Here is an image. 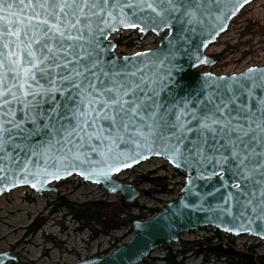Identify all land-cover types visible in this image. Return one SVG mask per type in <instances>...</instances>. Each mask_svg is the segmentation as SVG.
I'll use <instances>...</instances> for the list:
<instances>
[{"label":"snow or ice","instance_id":"1","mask_svg":"<svg viewBox=\"0 0 264 264\" xmlns=\"http://www.w3.org/2000/svg\"><path fill=\"white\" fill-rule=\"evenodd\" d=\"M184 8L181 0H0V153L68 145L72 159L100 153L116 172L146 158L141 150L166 154L202 179L219 176L264 213V100L253 111L243 84L180 95L170 72L157 87L135 65L102 59L97 33L117 24L157 31Z\"/></svg>","mask_w":264,"mask_h":264},{"label":"water","instance_id":"2","mask_svg":"<svg viewBox=\"0 0 264 264\" xmlns=\"http://www.w3.org/2000/svg\"><path fill=\"white\" fill-rule=\"evenodd\" d=\"M254 1L181 0L185 8L169 19L170 26L160 25L157 31L148 28L141 32L139 28H125L117 24V31L106 29L103 35L97 33L102 59L115 62L117 68L127 66L132 69L135 65L142 69L146 80L156 81L157 87L170 72L172 79L179 80L183 85L180 95L195 94L201 90L209 92L218 85L223 87L232 84L235 88L243 84L252 91V97L249 98L245 91L242 99L255 111L264 100V87H254V84L264 85V65L250 66L235 74L218 75L212 73L211 69L219 62V58L207 54V50L227 32L232 20ZM119 31H136L138 43H142L147 35H152L157 39V45L150 50L120 56L115 52L118 43L109 39ZM201 69L207 71L200 72ZM161 96L167 98L166 93H161ZM41 140L46 143V138H39L34 143L38 144ZM68 147L53 143L51 147L46 145L37 148L35 155L12 148L0 153V197L21 188L32 191L37 197L45 193L57 196L58 190L54 185L58 182L67 184L74 176L83 184L100 188L109 197L118 196L126 208H136L138 199L147 197L148 193L136 183L119 181L117 177L122 172L152 159H159L172 168V178L184 176L176 201L168 202L150 219L129 220L132 235L125 244L106 256H93L74 264H141L161 247L177 244L182 235L201 229H212L233 237L246 235L264 243V213L259 209L253 211L256 201L247 204L246 198L237 193L234 187H225L219 176L211 180L202 179L201 170L195 165L189 166L183 159L174 163L166 154L149 153L146 150H141L146 158L137 157L138 162L134 164L128 161L130 167H122L116 172L108 168L111 160L107 156L88 153L86 157L82 155L79 160H75L68 153ZM124 151L134 155L133 150ZM225 180L232 185L229 176L225 175ZM229 192L234 194L231 199L228 198ZM8 263L26 264L12 255V250L0 252V264Z\"/></svg>","mask_w":264,"mask_h":264},{"label":"rangeland","instance_id":"3","mask_svg":"<svg viewBox=\"0 0 264 264\" xmlns=\"http://www.w3.org/2000/svg\"><path fill=\"white\" fill-rule=\"evenodd\" d=\"M155 43L156 40L153 42L146 39L140 49L153 48ZM137 45L132 36L126 46L123 47L122 44L118 50L127 53L130 52L129 48L133 51ZM207 53L219 58V62L212 69L215 74L239 72L249 66L264 65V0H255L245 7L232 20L227 32L218 38V43L210 47ZM151 172L155 177L165 179L166 193L155 194L149 185L140 186L148 193L147 197L138 199L136 204V208H142L141 213L144 215L168 201L175 200V192L182 182L180 177L172 178L171 168L159 159L139 165L121 175L120 179L134 182L137 177ZM61 185H56L57 196L45 193L42 197H37L32 191L21 188L0 197V252L13 249L12 254L26 264H74L93 256H105L103 253L111 251L113 245L126 243L132 235L129 227L112 232L106 237H95L89 231L79 229L80 226L73 222L66 209L58 206L59 198L69 203L82 204L90 200L116 202L118 196L109 197L100 188L82 184L77 178H71L67 184ZM136 208L128 209L136 214ZM36 219L42 222L40 229L35 233L28 232V228ZM207 234V231H203L183 235L179 243L163 246L142 264H164L162 259L167 250L173 253L192 249L193 245L199 244ZM241 241H235V246L242 245ZM247 242L254 244L256 241L248 239ZM184 243H188L187 248ZM258 251L264 254V244H261ZM182 260L175 259L174 262ZM181 264L202 263L201 258H195L182 261ZM209 264L216 263L210 260ZM220 264H223V261Z\"/></svg>","mask_w":264,"mask_h":264},{"label":"trees","instance_id":"4","mask_svg":"<svg viewBox=\"0 0 264 264\" xmlns=\"http://www.w3.org/2000/svg\"><path fill=\"white\" fill-rule=\"evenodd\" d=\"M164 180L160 177H155L154 173H148L137 177L134 182L138 186L149 185L155 194H165ZM58 206L66 209L73 222L80 226L79 229L87 230L93 236H109L112 232L128 228V222L132 218L146 219L147 215H152L157 212V209L150 210L149 214H142V208H137L138 214L133 215L132 210L121 204L120 198L117 197L116 202L90 200L82 204H74L65 201L63 198L58 199ZM42 225V222L37 220L28 228V232H37ZM118 244V243H117ZM113 245L111 249L117 247ZM185 246L188 243H184ZM110 249V250H111ZM188 249V248H187ZM110 251H105L106 255ZM167 257L162 259L164 264H175L170 259L171 251L167 250Z\"/></svg>","mask_w":264,"mask_h":264},{"label":"flooded vegetation","instance_id":"5","mask_svg":"<svg viewBox=\"0 0 264 264\" xmlns=\"http://www.w3.org/2000/svg\"><path fill=\"white\" fill-rule=\"evenodd\" d=\"M134 35L135 31L120 33L119 40L121 44H123V47L126 46L127 42ZM129 50H131V48H129ZM57 185L62 186L59 183ZM203 231H207L208 234L207 237L201 239L199 244L193 245L194 248L192 249L189 248L185 251L180 250L173 253L171 252L170 259L173 261H175V259L189 261L190 259L201 258L202 264H209L210 260L216 264H220L221 261H223V264H247V262L250 264H264V254L258 251V248H260L263 243L255 242L254 244H250L247 242L248 238L245 236L233 237L210 229H204L198 232ZM240 240H242L241 242H243V244L236 247L235 241L240 242ZM185 247L187 248L188 245ZM10 250L13 251V249ZM166 257L167 255H164V258ZM182 261L174 263L181 264Z\"/></svg>","mask_w":264,"mask_h":264},{"label":"built area","instance_id":"6","mask_svg":"<svg viewBox=\"0 0 264 264\" xmlns=\"http://www.w3.org/2000/svg\"><path fill=\"white\" fill-rule=\"evenodd\" d=\"M137 47H139V46H137ZM232 73V72H231ZM175 194H176V192H175Z\"/></svg>","mask_w":264,"mask_h":264}]
</instances>
